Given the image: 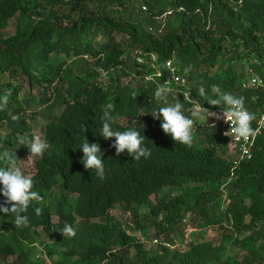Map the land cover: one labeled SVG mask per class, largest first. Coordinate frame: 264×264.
Here are the masks:
<instances>
[{
  "label": "trees",
  "instance_id": "obj_1",
  "mask_svg": "<svg viewBox=\"0 0 264 264\" xmlns=\"http://www.w3.org/2000/svg\"><path fill=\"white\" fill-rule=\"evenodd\" d=\"M69 1L0 0V126L10 125L0 130V166L17 163L30 152L26 145L36 135L50 145L43 156H33V191L43 199L30 205L29 225L16 228L14 217H0V264H264V244L257 245L256 232L243 241L249 252L243 260L223 261L212 239L191 243L182 252L165 246L175 245L174 234L187 213L202 217V227L223 229L221 244L244 236L254 224L264 236V130L251 157L233 170L221 119L205 131L203 146L188 147L165 134L161 121L153 117L168 106L155 101L162 84L172 90L169 105L181 102L185 115H191L188 109L196 100L214 114L222 110L207 102L215 98L214 86L243 97L245 107L258 112L264 104V84L244 88L247 79L235 64L247 63L250 78L258 75L264 82V0H163L171 6L163 34L153 28L166 8L150 5L137 12L133 0ZM137 1L146 6L145 0ZM118 33L122 40L116 38ZM85 56L93 63H86ZM168 61L174 62L175 74L185 84L175 82L164 67ZM201 86L207 99L198 94ZM27 90L29 98L23 95ZM36 96L42 103L56 100L60 112L45 113L42 123L33 127L28 116L34 113L31 99ZM109 104L116 130L139 131L150 157L135 161L127 152L117 155L114 138L99 135ZM86 137L104 153L103 180L80 162ZM4 142L14 145L15 154L2 152ZM193 182L208 190L184 188ZM166 188L181 192L161 199ZM225 191L231 203L223 210ZM4 199L0 195V201ZM145 205L150 211L142 213ZM117 206H123L124 223L111 213ZM248 215L253 216L250 224ZM65 223L76 230L74 238L62 235ZM130 223L138 231L154 229L158 243L153 253L126 230ZM228 227L233 235H227ZM41 229L50 243L38 244ZM39 253L47 260H39Z\"/></svg>",
  "mask_w": 264,
  "mask_h": 264
},
{
  "label": "clouds",
  "instance_id": "obj_2",
  "mask_svg": "<svg viewBox=\"0 0 264 264\" xmlns=\"http://www.w3.org/2000/svg\"><path fill=\"white\" fill-rule=\"evenodd\" d=\"M164 67L171 69V64L169 63ZM188 71L189 69H185L186 73ZM159 74V70H157L155 75L158 76ZM107 75V72H101L102 77H107ZM148 79L151 80L152 77L150 76ZM171 91L166 84L156 88L154 93L155 101L168 106L160 107L153 117L161 121L163 132L169 135L176 143L191 147L194 123L196 120L205 118V108L200 104H195L188 109L191 115H185L181 102L177 101L169 105L168 96ZM212 92L215 98L207 99L208 94L205 88L201 86L198 90L199 96L207 99L208 103L223 108L222 118L225 122H230V131L226 132L225 135L247 141L249 137L255 134L251 124L255 116L245 107L244 98L234 96L228 92H222L218 86H214ZM4 101L6 102V98H4ZM111 108L112 106L109 104V110L103 114L101 119L103 127L100 129L99 135L106 140L114 138L112 147L116 149L117 155L127 152L135 161L150 157L151 149L145 143L146 137L141 135L139 131L135 129L116 130L115 125L117 122ZM20 143L21 145L25 144L24 140H21ZM26 147L30 150L32 157L43 156L50 145L45 140H42L39 135H36ZM79 150L83 152L80 162L84 168L94 172L98 178L103 180L106 176V167L104 153L100 144L91 143L86 137ZM33 187V179L26 175L16 163L0 166V195L5 198L0 201V213L4 214V216L0 217H14L16 228L27 227L29 225V217L26 213L30 205L43 199L39 192L33 191ZM35 211L39 214L41 209L37 208ZM61 233L69 239L74 238L77 234L74 227L69 223L64 224Z\"/></svg>",
  "mask_w": 264,
  "mask_h": 264
},
{
  "label": "rangeland",
  "instance_id": "obj_3",
  "mask_svg": "<svg viewBox=\"0 0 264 264\" xmlns=\"http://www.w3.org/2000/svg\"><path fill=\"white\" fill-rule=\"evenodd\" d=\"M60 2L66 5L70 1L69 0H60ZM132 5H133L134 10L137 12L140 8L144 11H147L148 7H150V5L155 10H160L162 8H166V11L168 10L167 13H164L160 18H157L158 23L153 28V32L156 34L165 33V25L169 19V15H167V14H170V10H171V6L167 3V1L145 0L144 5H146L147 10L143 9L142 8L143 5H141L137 0H133ZM115 36L118 40L123 39V35L120 33L115 34ZM101 40H102V37L99 36L97 38V41H101ZM61 56H62L61 57L62 59L65 57L63 55H61ZM71 60L72 59H69L68 61L70 62ZM85 62L88 64L93 63V61H91L90 57H88V56H85ZM235 65H237L238 71H242L245 74L246 79L248 80L250 78V66L247 63H237ZM173 66H174V62L171 65V69H169V71H171V73H172ZM180 78L182 79V76H180ZM23 95L25 98H29L30 92L27 90ZM33 99H35L32 103L35 107V110H34V113H30V115L28 116V118L30 119V122H33L32 123L33 127L42 123V121L44 120L42 115H44L45 113L50 114L52 112V110H54L53 114H59V112H60L59 107L60 106H58L59 104L57 103L56 100H53L51 103H48V102L42 103V102H40V99H38L37 96L32 97L31 100H33ZM195 104H200L201 106H203L205 108L204 109L205 118L203 120H196L194 123L193 143H195L196 145H199V146H203L205 144V142H204L205 131L208 129L209 126L214 125V123H216L217 119L218 120L221 119V114H220V112L214 114V111H212L210 109L209 105L205 104L204 102H200L199 100H196ZM30 111H32V109ZM32 115H34L36 120L32 121V117H31ZM144 121L148 125L152 124V120H150V119L144 118ZM9 126L10 125L0 126V130L1 129L8 130ZM2 152L8 156L11 154H15V147L13 144L11 145V144L4 142V143H2ZM16 164H17V166H19L21 168V170L26 175H29L30 177L33 176V174L36 172V165H35L34 157L33 156L31 157L30 152L24 153L17 160ZM184 188L186 190H190V191H193L195 193H199V192L208 190L207 185H205L203 183H194V182L185 185ZM180 192H181L180 188H166L163 190L160 198L161 199H170L171 197L178 195ZM228 207L229 206L226 205L225 201L222 198L221 208L223 210H226ZM122 210H123V206H117L111 213L119 221L124 223V221H123L124 218H122V214H121ZM149 211H150L149 206H147V205L141 206V212L142 213H146ZM54 219H55V221L58 220L57 217H54ZM251 221H253V216L248 215L246 218V222L248 224H250ZM202 223H203L202 217H200V216L196 217L192 213H187V215L184 218V221L181 222L177 226L176 232L174 234V236L177 238L176 243L174 242L175 245H171V246H169V248L173 251L182 252V251L187 250L191 243H198V242L204 241L206 239H212L217 246H220V248H221L220 251L222 254L221 259H223V261H224V259L227 257H230L232 259L243 260L244 257H246L248 255L249 252L246 250V246L243 245V241L252 232H256L260 236V239L257 241V245L264 244V236H261L259 234V228H260L259 224H254L253 229L251 231L247 232L244 236H242V237L237 236L233 241H229L227 244H221L223 229H220L219 227H202L201 226ZM125 228L129 233H131L133 235H137L139 237V239L145 244V246L150 250L151 253H153L157 249V245L154 243V239L156 237H155V231L153 228H147L144 231H138L135 224H133V223L125 224ZM228 230L230 233H228L227 235H230V234L233 235V233H232L233 229L229 228ZM36 239H37L38 244H40V245H42L43 243H50L51 242V238L49 237L47 232L45 230H42V229L39 230V234L37 235ZM174 243H171V244H174ZM251 255L253 256L254 254L251 253ZM54 257L56 258V255H54ZM253 257H251V259L253 261L256 259V261H257V258H255V257L253 258ZM37 258L39 260H47V257L45 255H43L42 253H39ZM12 259H15V258L12 257L11 260ZM254 263H255V261H254Z\"/></svg>",
  "mask_w": 264,
  "mask_h": 264
},
{
  "label": "built area",
  "instance_id": "obj_4",
  "mask_svg": "<svg viewBox=\"0 0 264 264\" xmlns=\"http://www.w3.org/2000/svg\"><path fill=\"white\" fill-rule=\"evenodd\" d=\"M143 9L147 10L146 6H143ZM171 64L173 63V61H168L166 63L167 64ZM175 67L173 66V69ZM169 69V68H167ZM172 69V73L170 71V73L173 75V78L175 80L176 83L178 84H185V79L182 77V79L180 78L181 75H176L175 71ZM264 82L262 80V78L258 75H254L251 78H249L247 80L246 83H244V88L245 87H259V86H263ZM250 111V110H249ZM218 112H220L221 114V128L223 131V136L224 138L227 139L228 143H229V147H230V158L231 161L233 163V170H235L242 161H244L245 159H248L251 157L252 155V148L255 144V141L258 137V135L264 130V104L262 105V107H260V109L258 110V112L253 113L255 118L254 120L251 122L253 129L255 130V134L251 137L248 138L247 141L239 139V138H234V136H229V135H225L226 132L230 131V122H225V120L222 118L223 116V109L222 110H218ZM252 113V111H250ZM234 175H232L233 177ZM223 200L225 201L226 205L229 206L231 203V199L228 196V193L225 191L223 194ZM154 243L157 244L158 240L155 239ZM165 246L169 247L171 246L169 243H165Z\"/></svg>",
  "mask_w": 264,
  "mask_h": 264
}]
</instances>
